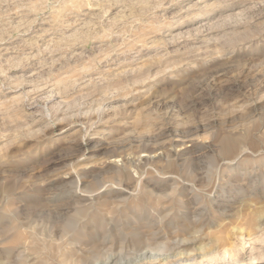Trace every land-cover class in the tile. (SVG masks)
Here are the masks:
<instances>
[{
    "label": "rangeland",
    "instance_id": "obj_1",
    "mask_svg": "<svg viewBox=\"0 0 264 264\" xmlns=\"http://www.w3.org/2000/svg\"><path fill=\"white\" fill-rule=\"evenodd\" d=\"M43 2L0 0V264H264V160L236 159L264 144L230 131L264 116V0ZM189 48L203 74L170 81ZM161 96L221 104L213 143L191 115L154 134ZM100 116L126 131L68 150Z\"/></svg>",
    "mask_w": 264,
    "mask_h": 264
},
{
    "label": "clouds",
    "instance_id": "obj_2",
    "mask_svg": "<svg viewBox=\"0 0 264 264\" xmlns=\"http://www.w3.org/2000/svg\"><path fill=\"white\" fill-rule=\"evenodd\" d=\"M89 5L86 3L78 4L75 0H44L43 3L40 4V7L44 8L45 10L48 9H56V8H76V7H84L87 8ZM161 5H155V7H160ZM3 7L7 14H11V9L14 7H32V5H15L10 2H3ZM95 7H106V8H123L125 10H132V9H139L143 7H147V5L143 4H134V3H127L122 4L119 3L118 0L116 2L107 4V5H99L96 4ZM188 52L190 53V57H185L183 54L179 57L180 60H183L184 63L187 65L183 68L180 72L174 74L172 79H169L173 82H180L188 77L199 76L203 74L201 67H198L196 61L200 58L199 53L195 51V49L189 48ZM233 52L228 49L225 52L224 59L231 60L233 56ZM157 85H155L156 87ZM183 90V87L180 88ZM168 93L165 92L164 96H167ZM164 96L159 97L157 100H154L153 103L157 104V120L154 129V134L160 135L165 132L170 127H175L178 130L188 131L190 129H185L183 127L185 119L191 115L194 117L197 129L203 127L204 131L201 135L209 136L207 144L213 143L216 139L217 130L215 128V122L219 119H222V109L220 107L221 104L217 105H204L199 110H185L183 115L179 113H175L172 111L171 108H161L159 105V99H163ZM50 98V97H49ZM174 98V97H172ZM254 99V98H253ZM259 99L264 100V96L259 97ZM165 103H168L166 100ZM61 108V105L57 104L54 105L53 111L58 112ZM219 108V111L217 110ZM105 111H109V109H105ZM249 114V113H248ZM253 123L251 125L245 124L242 127H234L232 128L231 134L238 135L239 138H250V137H257L260 140L261 144H264V116L255 115L253 114V119H251ZM59 122V121H57ZM8 124L5 123L4 129L7 131ZM125 128L117 127L116 123L113 121H106L103 119L102 116L98 117L97 120L93 121L91 124H88L84 127H75V131L70 133L63 144L67 146V149L70 150L72 145L76 144L77 142L80 144H85L81 142V137H86L87 142L89 138L91 139H99L103 138L105 143L111 147L113 144V140L115 137L119 136L122 132H125ZM55 135V134H54ZM47 139L52 140L53 137H48ZM5 140L12 144L15 141L11 140L8 136L5 137ZM59 141H56V144H59ZM55 146V144L53 145ZM247 155L248 162H259L264 160V147H261L259 150H253L251 146L244 147L240 152V155L236 157V159H240L242 156ZM216 178H210L209 187H215V183L213 182ZM103 187L100 188V191H103ZM213 193H208L211 196ZM39 255V253H37Z\"/></svg>",
    "mask_w": 264,
    "mask_h": 264
},
{
    "label": "bare ground",
    "instance_id": "obj_3",
    "mask_svg": "<svg viewBox=\"0 0 264 264\" xmlns=\"http://www.w3.org/2000/svg\"><path fill=\"white\" fill-rule=\"evenodd\" d=\"M263 255V254H262ZM250 259H254V257H251ZM119 260V259H118ZM140 260V259H139ZM142 260V259H141ZM129 261V260H128ZM135 261V260H134ZM160 262V261H159ZM235 263H238V262H235ZM151 264H156V262L154 263H151Z\"/></svg>",
    "mask_w": 264,
    "mask_h": 264
}]
</instances>
